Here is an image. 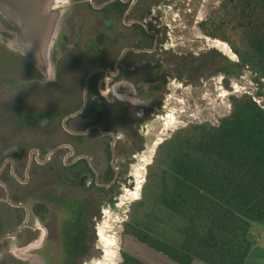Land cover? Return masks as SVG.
I'll use <instances>...</instances> for the list:
<instances>
[{
	"label": "flooded vegetation",
	"instance_id": "obj_1",
	"mask_svg": "<svg viewBox=\"0 0 264 264\" xmlns=\"http://www.w3.org/2000/svg\"><path fill=\"white\" fill-rule=\"evenodd\" d=\"M171 2L69 0L50 80L0 49V264L100 257L96 223L133 182L144 125L173 89L206 77L167 33Z\"/></svg>",
	"mask_w": 264,
	"mask_h": 264
},
{
	"label": "trees",
	"instance_id": "obj_2",
	"mask_svg": "<svg viewBox=\"0 0 264 264\" xmlns=\"http://www.w3.org/2000/svg\"><path fill=\"white\" fill-rule=\"evenodd\" d=\"M200 29L238 58L219 57L217 73L251 70L261 103L232 96L218 125L191 126L162 146L153 192L124 232L177 264H244L256 245L252 226L264 224V0H224ZM215 62L207 57L206 70ZM121 264L145 263L124 253Z\"/></svg>",
	"mask_w": 264,
	"mask_h": 264
},
{
	"label": "rangeland",
	"instance_id": "obj_3",
	"mask_svg": "<svg viewBox=\"0 0 264 264\" xmlns=\"http://www.w3.org/2000/svg\"><path fill=\"white\" fill-rule=\"evenodd\" d=\"M223 2L224 0H172L167 7L162 8L172 43L178 45V50L197 60V64L200 62L206 77L202 82H188L173 89L168 101L162 108L158 107L160 112H156L144 125L146 146L143 153L136 155L129 170L133 182L121 188L114 204L103 205L101 218L96 223L97 249L93 250V255L100 257L87 264H121L124 253L145 264H177L124 232V226L130 222L136 204L144 198H150L153 192L155 178L159 173L157 162L161 159L160 148L191 126L218 125L221 119L231 113L232 96L248 94L261 103L257 98L261 90L251 70L245 69L239 76L228 77L217 73L221 70L219 57L229 63L237 62L238 58L232 46L220 39L206 37L200 29V24L217 13ZM0 47L10 51L1 42ZM207 57L215 59L217 63V66L208 71L205 68ZM191 76L190 71L189 79ZM225 81H228V88ZM23 254L20 253L19 257L25 258ZM197 264L205 263L197 261Z\"/></svg>",
	"mask_w": 264,
	"mask_h": 264
},
{
	"label": "water",
	"instance_id": "obj_4",
	"mask_svg": "<svg viewBox=\"0 0 264 264\" xmlns=\"http://www.w3.org/2000/svg\"><path fill=\"white\" fill-rule=\"evenodd\" d=\"M69 0H0V15L18 27L8 30L0 21V42L53 78L55 44L63 32ZM25 44L30 48H26Z\"/></svg>",
	"mask_w": 264,
	"mask_h": 264
},
{
	"label": "crops",
	"instance_id": "obj_5",
	"mask_svg": "<svg viewBox=\"0 0 264 264\" xmlns=\"http://www.w3.org/2000/svg\"><path fill=\"white\" fill-rule=\"evenodd\" d=\"M252 235L256 238V245L251 250L244 264H264V224H254L252 226ZM197 261L192 264H197Z\"/></svg>",
	"mask_w": 264,
	"mask_h": 264
},
{
	"label": "clouds",
	"instance_id": "obj_6",
	"mask_svg": "<svg viewBox=\"0 0 264 264\" xmlns=\"http://www.w3.org/2000/svg\"><path fill=\"white\" fill-rule=\"evenodd\" d=\"M25 47H26V48H30V46H29V45H27V44H25Z\"/></svg>",
	"mask_w": 264,
	"mask_h": 264
}]
</instances>
